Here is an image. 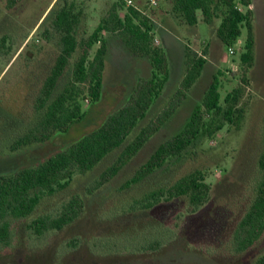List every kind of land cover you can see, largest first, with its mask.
<instances>
[{"label":"rangeland","instance_id":"rangeland-1","mask_svg":"<svg viewBox=\"0 0 264 264\" xmlns=\"http://www.w3.org/2000/svg\"><path fill=\"white\" fill-rule=\"evenodd\" d=\"M128 1L153 20L158 41L153 44L165 50L170 75L163 94L126 142L150 124L179 88L186 50L206 60L204 69L184 103L117 176L93 189L121 150H114L92 171L76 173L68 188L43 198L29 217L11 219L8 243H0V264H253L264 254V233L244 252H237L233 244L235 228L255 196L257 161L264 151V0H251L254 62L246 81H242L239 58L247 31L242 29L232 47L234 54H229L216 36L219 15L206 25L199 14V23L192 27L172 14L168 0H157L151 7L148 0H0V40L8 38L0 49V173L36 166L95 130L123 106L140 79L150 76L147 60L131 54L116 35L106 34L108 55L100 101L90 103L86 97L81 102L84 119L67 133L12 150L37 118L35 98L59 53V36L50 25L53 15H48L53 5L58 9L74 4L80 12L77 38L81 41L117 2L123 3L122 16ZM97 47L90 51V58ZM77 54L60 79L59 90L71 79ZM218 73L221 105L225 106L228 93L242 91L237 105L243 111L239 126L224 122L221 130L201 139L178 160L124 188L154 151L184 128ZM194 171L202 172L210 187L207 201L198 208L190 209L186 198L162 200L150 209L137 204L148 193L168 188ZM74 196L81 198L83 210L71 224L42 235L28 228L39 217H56Z\"/></svg>","mask_w":264,"mask_h":264},{"label":"trees","instance_id":"trees-1","mask_svg":"<svg viewBox=\"0 0 264 264\" xmlns=\"http://www.w3.org/2000/svg\"><path fill=\"white\" fill-rule=\"evenodd\" d=\"M171 12L182 23L196 26L199 14L206 25L219 15L220 25L216 36L230 49L237 44L246 29L247 36L240 54L243 68L242 81L253 66L255 39L252 31L251 0H168ZM58 2V1H57ZM50 25L59 36V53L44 79L34 101L37 118L12 145V150L23 146L48 141L54 134H65L84 119L82 101L87 97L90 103L99 102L103 92V73L108 55L106 34L116 35L121 43L137 58L145 59L151 67V74L140 79L122 107L111 113L99 127L70 143L56 154L36 166L0 173V243L7 244L10 236V220L25 219L39 206L45 197H51L68 188L76 173L92 171L114 150H121L114 163L108 167L96 182L97 189L117 176L144 144L175 114L184 103L192 86L199 79L206 60L190 50L185 51L186 70L179 88L167 106L130 141L127 138L138 124L145 119L148 110L163 94L170 70L163 47L153 44L155 24L138 8L128 6L121 16L123 3H115L107 16L95 27L87 39L79 41L77 30L80 12L73 3L53 9ZM49 34H46L48 38ZM7 37L0 40V49L5 47ZM98 45L93 57L90 51ZM72 65V75L63 89L59 81ZM220 73L213 76L202 101L197 104L184 128L162 143L148 160L130 177L124 188L135 185L163 168L169 161L178 160L204 137L212 136L222 129L224 122L239 126L243 111L237 105L242 91L234 89L224 97L221 105L219 92ZM207 115L208 118L205 119ZM221 121V122H220ZM259 179L255 196L234 231L233 244L237 252L250 249L264 233V151L257 161ZM209 184L205 175L194 171L179 178L168 188L152 191L145 195L139 207L150 209L163 201L186 198L190 209L203 205L209 196ZM83 210L80 197L74 196L66 202L56 217H39L28 228L36 235L48 230H61L79 217ZM253 264H264V254Z\"/></svg>","mask_w":264,"mask_h":264},{"label":"built area","instance_id":"built-area-1","mask_svg":"<svg viewBox=\"0 0 264 264\" xmlns=\"http://www.w3.org/2000/svg\"><path fill=\"white\" fill-rule=\"evenodd\" d=\"M156 2H157V0H148V4H149L150 7L153 6V5H156ZM127 3H128V6L134 7L132 5L131 1H128ZM154 42L158 43V41L156 39L154 40ZM228 52H229V54L233 55L234 54L233 48L228 49Z\"/></svg>","mask_w":264,"mask_h":264}]
</instances>
